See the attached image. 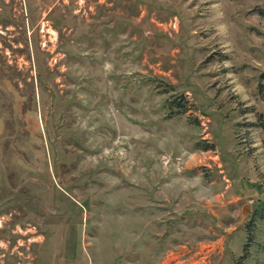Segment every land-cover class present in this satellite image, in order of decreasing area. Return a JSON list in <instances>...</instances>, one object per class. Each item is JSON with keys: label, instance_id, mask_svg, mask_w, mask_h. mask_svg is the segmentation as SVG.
Wrapping results in <instances>:
<instances>
[{"label": "rangeland", "instance_id": "374dc122", "mask_svg": "<svg viewBox=\"0 0 264 264\" xmlns=\"http://www.w3.org/2000/svg\"><path fill=\"white\" fill-rule=\"evenodd\" d=\"M263 199L264 0H0V264H264Z\"/></svg>", "mask_w": 264, "mask_h": 264}, {"label": "trees", "instance_id": "16d2710c", "mask_svg": "<svg viewBox=\"0 0 264 264\" xmlns=\"http://www.w3.org/2000/svg\"><path fill=\"white\" fill-rule=\"evenodd\" d=\"M172 102H173V104H174L175 106H179V107H181L180 111H184V110L186 109V108H185V105H183L181 99H173ZM211 146H212V145H207V146H205L204 148H210ZM254 214H255V216H258V217H260V218H264V199L261 200V201L259 202V205H258L257 208L255 209ZM249 238H250V236H249ZM247 244H248V242L246 243V246H247ZM245 252L247 253V249L245 250ZM244 255H245V254H244ZM244 255H243V256H244Z\"/></svg>", "mask_w": 264, "mask_h": 264}]
</instances>
